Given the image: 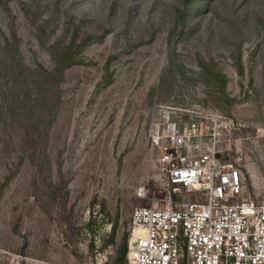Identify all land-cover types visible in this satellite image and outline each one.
I'll list each match as a JSON object with an SVG mask.
<instances>
[{"label": "rangeland", "instance_id": "1", "mask_svg": "<svg viewBox=\"0 0 264 264\" xmlns=\"http://www.w3.org/2000/svg\"><path fill=\"white\" fill-rule=\"evenodd\" d=\"M162 104L242 122L264 198V0H0V264H127Z\"/></svg>", "mask_w": 264, "mask_h": 264}, {"label": "built area", "instance_id": "2", "mask_svg": "<svg viewBox=\"0 0 264 264\" xmlns=\"http://www.w3.org/2000/svg\"><path fill=\"white\" fill-rule=\"evenodd\" d=\"M151 129L158 185L137 189L127 264H264V198L244 196L243 123L209 107L162 104Z\"/></svg>", "mask_w": 264, "mask_h": 264}, {"label": "trees", "instance_id": "3", "mask_svg": "<svg viewBox=\"0 0 264 264\" xmlns=\"http://www.w3.org/2000/svg\"><path fill=\"white\" fill-rule=\"evenodd\" d=\"M127 251H128V242H127V240H125V244H124V248H123V255H126Z\"/></svg>", "mask_w": 264, "mask_h": 264}]
</instances>
